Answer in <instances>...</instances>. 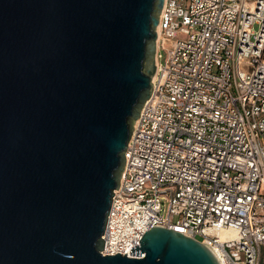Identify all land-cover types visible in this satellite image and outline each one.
I'll return each mask as SVG.
<instances>
[{"label": "water", "instance_id": "95a60500", "mask_svg": "<svg viewBox=\"0 0 264 264\" xmlns=\"http://www.w3.org/2000/svg\"><path fill=\"white\" fill-rule=\"evenodd\" d=\"M164 0H0V264H219L152 227L102 256Z\"/></svg>", "mask_w": 264, "mask_h": 264}, {"label": "built area", "instance_id": "2783aa9c", "mask_svg": "<svg viewBox=\"0 0 264 264\" xmlns=\"http://www.w3.org/2000/svg\"><path fill=\"white\" fill-rule=\"evenodd\" d=\"M152 90L133 122L102 256L152 227L224 264L264 249V0H164ZM257 28V30H254ZM234 236L220 240L221 231Z\"/></svg>", "mask_w": 264, "mask_h": 264}, {"label": "bare ground", "instance_id": "6f19581e", "mask_svg": "<svg viewBox=\"0 0 264 264\" xmlns=\"http://www.w3.org/2000/svg\"><path fill=\"white\" fill-rule=\"evenodd\" d=\"M156 32L158 33V27L156 28ZM233 236H234V233L232 231H230V230L221 231L219 233L220 240H223V239H225L227 237L231 238ZM210 250L215 255V257H216L217 261L219 262V264H224L223 263V259L221 258L220 254L217 252V250L215 248H212Z\"/></svg>", "mask_w": 264, "mask_h": 264}, {"label": "rangeland", "instance_id": "374dc122", "mask_svg": "<svg viewBox=\"0 0 264 264\" xmlns=\"http://www.w3.org/2000/svg\"><path fill=\"white\" fill-rule=\"evenodd\" d=\"M254 30H257V28H254ZM260 264H264V249L261 252V262Z\"/></svg>", "mask_w": 264, "mask_h": 264}]
</instances>
